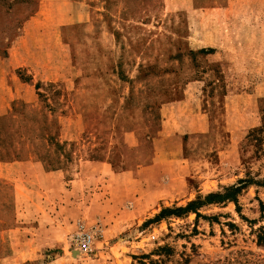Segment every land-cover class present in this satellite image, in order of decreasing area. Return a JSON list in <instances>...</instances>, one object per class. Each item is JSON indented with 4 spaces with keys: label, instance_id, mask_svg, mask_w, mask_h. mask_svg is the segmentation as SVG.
I'll use <instances>...</instances> for the list:
<instances>
[{
    "label": "rangeland",
    "instance_id": "obj_1",
    "mask_svg": "<svg viewBox=\"0 0 264 264\" xmlns=\"http://www.w3.org/2000/svg\"><path fill=\"white\" fill-rule=\"evenodd\" d=\"M262 116L264 0H0V264H264Z\"/></svg>",
    "mask_w": 264,
    "mask_h": 264
},
{
    "label": "crops",
    "instance_id": "obj_2",
    "mask_svg": "<svg viewBox=\"0 0 264 264\" xmlns=\"http://www.w3.org/2000/svg\"><path fill=\"white\" fill-rule=\"evenodd\" d=\"M17 164H31V165H34L35 169L39 170V169H42V165L40 162L38 161H25V162H16ZM105 165L104 163L100 162H92V163H89V166H92V167H99V166H103ZM43 174L45 175L47 181L48 182V185L49 187H51V185L53 187H56V185H58V182H59V177L62 176V173L60 171H49V172H43ZM82 174L81 172L78 173L76 175V177L74 178V180H71V183H73L74 185H76V187H78L80 184H82ZM60 186V185H59ZM18 187L20 188V191L19 193H21L22 196L19 201L20 203H22L19 207V209L21 210V213H19V217H17V221L19 224L18 225H15L14 228H11L8 230V233H13L15 234V232H24L25 234H33L35 233L36 235H38L39 233V225L37 226L34 221H33V218L34 220L37 219V215L36 217H34V214L35 213H32L31 211L27 210L29 208H32L33 206H37V203L39 202V193H38V188L39 187H33V186H28L26 183L25 185L22 183V187L20 185H18ZM66 196H68V194H66ZM37 214V213H36ZM56 219L55 217L52 219V223L54 225H50V230L47 231V233L49 232H56L57 228H55V222ZM61 223L62 224H65L66 221H67V218L66 217H62L60 219ZM65 233V231L63 230H60L59 231V234H62V233ZM23 241H24V244L26 246H30V248H35L37 249L38 248V241H36L37 237L36 238H32V236H30L29 238H27V235H23L22 237ZM19 240L21 241V237L17 239V243H19ZM52 242V241H51ZM50 242V243H51ZM46 244V243H44ZM24 262H26V260H23ZM9 263H11L10 261H8Z\"/></svg>",
    "mask_w": 264,
    "mask_h": 264
},
{
    "label": "trees",
    "instance_id": "obj_3",
    "mask_svg": "<svg viewBox=\"0 0 264 264\" xmlns=\"http://www.w3.org/2000/svg\"><path fill=\"white\" fill-rule=\"evenodd\" d=\"M262 118V122H264V116L261 117ZM241 185L240 186H230V187H226L224 188L223 192H219V193H210L208 194L204 199H200L197 202L196 201H192L190 203H188L186 206L184 207H179L177 209H163L157 217H159V219H161L162 217H164V215H170L172 213L174 214H179V213H188L190 211L195 212L196 213V204H200L201 206L204 204H211V203H221V202H233L236 203L237 202V195L241 190ZM257 244L264 246V237L258 236L257 239Z\"/></svg>",
    "mask_w": 264,
    "mask_h": 264
},
{
    "label": "built area",
    "instance_id": "obj_4",
    "mask_svg": "<svg viewBox=\"0 0 264 264\" xmlns=\"http://www.w3.org/2000/svg\"><path fill=\"white\" fill-rule=\"evenodd\" d=\"M93 241V234L88 231H82L74 235L71 239L73 245L80 252H87L90 250V246Z\"/></svg>",
    "mask_w": 264,
    "mask_h": 264
}]
</instances>
